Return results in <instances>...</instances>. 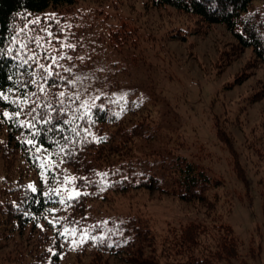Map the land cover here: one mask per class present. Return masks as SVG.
Instances as JSON below:
<instances>
[{
  "label": "rangeland",
  "instance_id": "rangeland-1",
  "mask_svg": "<svg viewBox=\"0 0 264 264\" xmlns=\"http://www.w3.org/2000/svg\"><path fill=\"white\" fill-rule=\"evenodd\" d=\"M254 6H264V0H257ZM45 15L52 18L61 53L76 63L74 88L80 103L92 107L106 96L116 102L115 109L110 107L116 115L123 110L119 103L123 101L132 106L141 102V114H148L146 130L125 137L120 145L115 142V128L110 127L105 149L121 146L124 154L136 152L141 160L153 163L151 169L158 177L162 170L159 159L180 156L201 164L221 182L213 190L217 198L210 195L208 207L156 190L106 188L100 197L91 195L81 201L82 216L92 217L86 225L109 236L111 245L117 237L124 243L133 240L135 227L159 238L166 236L169 225L224 221L239 241V257L233 264H264L259 195V183L264 180V65L252 50L240 48L222 25L206 27L171 7H155L149 0H76L72 7ZM194 26L197 34L191 35ZM137 120L124 114L123 126ZM6 131L0 124V202L3 193V201L10 199L5 188L17 177H25L33 187H44L38 182L39 174L27 169L23 153ZM219 133L230 137L231 146L222 142ZM67 173L59 183L62 197L77 194L70 184L73 174ZM0 210L5 214L2 206ZM1 212L0 220L5 217ZM120 222L125 225L117 231ZM7 226H0V264H33L34 253L40 251L39 244L35 245L38 235L47 237L48 243L56 238L49 228ZM88 228L63 231L69 262L70 250L79 238L85 239ZM148 243L149 249L136 244L105 253L103 261L173 264L166 254L164 259L159 257L163 251L159 241Z\"/></svg>",
  "mask_w": 264,
  "mask_h": 264
},
{
  "label": "trees",
  "instance_id": "trees-1",
  "mask_svg": "<svg viewBox=\"0 0 264 264\" xmlns=\"http://www.w3.org/2000/svg\"><path fill=\"white\" fill-rule=\"evenodd\" d=\"M149 1L155 7H171L206 27L222 25L240 48L251 49L256 60L264 65V6L255 7L257 0ZM75 2L0 0V124L14 139L15 148L23 153L27 169L39 174L38 182L44 184L33 191L28 179L17 177L11 187L5 188L10 199L3 201L5 194H2L0 206L5 214L0 212L5 217L0 226L21 229V225H33L36 230H54L52 238H56L51 243L47 237L38 235L35 245L39 244L40 251L34 253L33 264H105V253L136 244H145L144 249H149L151 239L160 242L163 251L159 257L164 259L166 254L173 264H233L239 257V241L224 221L169 225L166 236L159 238L135 227L133 240L124 243L121 237L112 238L115 242L111 245L109 236H101L96 228L91 229L93 225H86L92 217L82 216L81 201L91 195L100 197L106 188L112 191L118 188V192L156 190L182 202L208 207L210 195L217 198L213 190L221 182L213 179L201 164L180 156L159 159L157 164L162 170L158 177L151 169L153 163L141 160L134 149L132 154H124L121 146L117 147L119 151L115 147L105 149L110 127L115 128V142L120 145L125 137L144 131L149 124L148 114H141V102L132 106L123 101L119 102L123 103V110L116 115L110 109L111 105L117 107L116 102L106 96L92 107L80 103L74 88L76 63L61 53L59 39L50 24L52 18L45 15L49 11L56 14ZM193 29L191 35H196L197 27ZM124 114L137 118V122L123 126ZM219 136L231 146L230 137L225 133ZM69 170L73 174L70 184L79 195L62 197L59 183ZM259 195L264 217V180L259 183ZM124 225L120 222L117 231ZM81 226L89 227L90 232L84 233L85 239L79 238L70 248L69 262L63 231ZM84 257L88 258L85 262Z\"/></svg>",
  "mask_w": 264,
  "mask_h": 264
},
{
  "label": "snow or ice",
  "instance_id": "snow-or-ice-1",
  "mask_svg": "<svg viewBox=\"0 0 264 264\" xmlns=\"http://www.w3.org/2000/svg\"><path fill=\"white\" fill-rule=\"evenodd\" d=\"M5 115H7V114H5ZM29 143H31V142H29ZM29 187H31L32 190L35 191V188L33 186L29 185ZM77 195H79V193H77Z\"/></svg>",
  "mask_w": 264,
  "mask_h": 264
}]
</instances>
